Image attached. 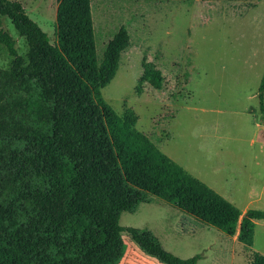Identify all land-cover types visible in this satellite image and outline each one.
<instances>
[{"label":"trees","instance_id":"16d2710c","mask_svg":"<svg viewBox=\"0 0 264 264\" xmlns=\"http://www.w3.org/2000/svg\"><path fill=\"white\" fill-rule=\"evenodd\" d=\"M93 1L57 0L51 44L21 3L0 0V48L9 59L0 69V264H117L123 232L164 264H197L199 256L181 259L152 233L119 225L122 213L152 197L251 247L264 211L242 215L161 153L136 128L131 109L119 115L103 100L132 37L120 26L99 58ZM139 83L159 92L168 86L153 62L142 64ZM258 97L264 115V74ZM250 262L264 264V256L253 252Z\"/></svg>","mask_w":264,"mask_h":264},{"label":"rangeland","instance_id":"374dc122","mask_svg":"<svg viewBox=\"0 0 264 264\" xmlns=\"http://www.w3.org/2000/svg\"><path fill=\"white\" fill-rule=\"evenodd\" d=\"M55 44L57 0H11ZM95 45L122 25L131 46L114 79L101 90L119 115L125 108L136 128L161 153L237 208L264 211V115L258 89L264 74V0L210 2H92ZM3 27L14 38L8 20ZM20 54L23 42L18 39ZM8 57L0 48V69ZM153 62L167 80L165 91L139 83L142 64ZM141 87L139 94L136 87ZM122 228L152 233L162 247L197 264H250L251 253L264 256V221L255 222L251 247L202 224L152 197L135 213H122ZM117 264H164L144 252L125 232Z\"/></svg>","mask_w":264,"mask_h":264}]
</instances>
